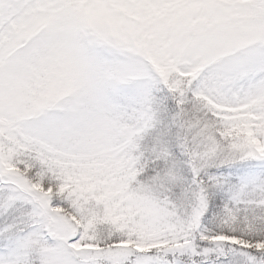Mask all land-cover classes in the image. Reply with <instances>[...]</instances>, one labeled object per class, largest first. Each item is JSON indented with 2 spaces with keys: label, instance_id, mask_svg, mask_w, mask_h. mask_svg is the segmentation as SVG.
<instances>
[{
  "label": "snow or ice",
  "instance_id": "obj_1",
  "mask_svg": "<svg viewBox=\"0 0 264 264\" xmlns=\"http://www.w3.org/2000/svg\"><path fill=\"white\" fill-rule=\"evenodd\" d=\"M0 264H264V0H0Z\"/></svg>",
  "mask_w": 264,
  "mask_h": 264
}]
</instances>
